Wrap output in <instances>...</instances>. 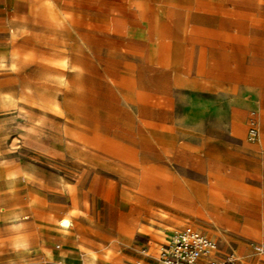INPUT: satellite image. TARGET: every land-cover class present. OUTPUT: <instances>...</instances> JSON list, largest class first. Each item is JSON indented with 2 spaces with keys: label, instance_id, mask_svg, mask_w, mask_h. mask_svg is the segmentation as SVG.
<instances>
[{
  "label": "rangeland",
  "instance_id": "rangeland-1",
  "mask_svg": "<svg viewBox=\"0 0 264 264\" xmlns=\"http://www.w3.org/2000/svg\"><path fill=\"white\" fill-rule=\"evenodd\" d=\"M187 226L264 264V0H0V264Z\"/></svg>",
  "mask_w": 264,
  "mask_h": 264
},
{
  "label": "built area",
  "instance_id": "built-area-1",
  "mask_svg": "<svg viewBox=\"0 0 264 264\" xmlns=\"http://www.w3.org/2000/svg\"><path fill=\"white\" fill-rule=\"evenodd\" d=\"M258 136V127L253 121L249 128L248 139L255 141ZM252 248L257 255L264 254V244L256 243ZM239 262L240 258L233 247L222 253L214 238L192 226L176 229L167 234L157 260V264H238Z\"/></svg>",
  "mask_w": 264,
  "mask_h": 264
},
{
  "label": "crops",
  "instance_id": "crops-1",
  "mask_svg": "<svg viewBox=\"0 0 264 264\" xmlns=\"http://www.w3.org/2000/svg\"><path fill=\"white\" fill-rule=\"evenodd\" d=\"M59 227L64 231V232H68V231H70V228H71V226L69 227V228H63L60 224H59ZM167 235V234H166ZM166 235H165V237H164V240H163V242L159 245V249H158V256H159V252H160V247H161V245L165 242V239H166ZM219 248H220V246H219ZM231 248V246L229 247V248H227V250H222L221 248H220V251L222 252V253H225V252H227L229 249ZM235 249V248H234ZM235 251H236V253H237V255H238V257L240 258V262L242 261V259H241V256H240V254H239V252H238V250L237 249H235ZM158 256H157V260H158ZM259 263V262H258ZM263 263V262H262ZM156 264H157V262H156ZM239 264V263H238ZM257 264V263H256Z\"/></svg>",
  "mask_w": 264,
  "mask_h": 264
},
{
  "label": "bare ground",
  "instance_id": "bare-ground-1",
  "mask_svg": "<svg viewBox=\"0 0 264 264\" xmlns=\"http://www.w3.org/2000/svg\"><path fill=\"white\" fill-rule=\"evenodd\" d=\"M14 56H16V54L14 55ZM81 64V63H80ZM63 228H69L70 226H71V224H72V222L70 221V219H68V218H64V219H62L61 221H60V223H59Z\"/></svg>",
  "mask_w": 264,
  "mask_h": 264
}]
</instances>
